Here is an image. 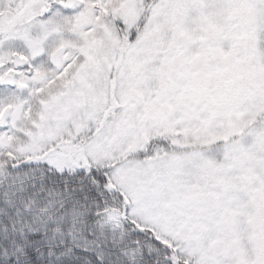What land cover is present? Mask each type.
<instances>
[{
	"label": "snow or ice",
	"instance_id": "snow-or-ice-1",
	"mask_svg": "<svg viewBox=\"0 0 264 264\" xmlns=\"http://www.w3.org/2000/svg\"><path fill=\"white\" fill-rule=\"evenodd\" d=\"M0 264H264V0H0Z\"/></svg>",
	"mask_w": 264,
	"mask_h": 264
}]
</instances>
